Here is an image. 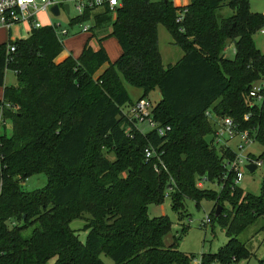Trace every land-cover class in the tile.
<instances>
[{
	"label": "trees",
	"instance_id": "trees-1",
	"mask_svg": "<svg viewBox=\"0 0 264 264\" xmlns=\"http://www.w3.org/2000/svg\"><path fill=\"white\" fill-rule=\"evenodd\" d=\"M121 1L108 35L121 49L114 62L102 46L91 47L92 36L78 58L57 63L64 45L49 26L0 44L2 100L18 108L5 113L12 135L0 136V264H104L102 254L115 264H191L196 256L180 251L179 239L171 246L164 242L172 222L151 218L148 209L163 202L172 188V208L180 212L186 200L198 205L204 199L197 180L221 183L224 160L232 155L206 142L214 127L205 113H224L244 129L258 128L264 147V103L253 107L249 96L254 83L264 80V54L254 40L264 28V14L252 12L250 0H191L178 23L182 9L172 0ZM223 8L231 14L222 16ZM109 12L96 15V23ZM159 26L184 54L167 68ZM10 45L16 46L12 55ZM231 45L233 59L225 55ZM8 70L16 74V86H5ZM126 85L142 90L141 98L159 89L154 119L171 127L166 137L126 136L129 123L121 109L134 104ZM87 92L93 93L90 103ZM247 113L250 123L243 120ZM149 144L163 145L169 174H156L146 162ZM36 174L46 175L47 186L23 191L18 178ZM215 196L209 198L215 201L212 217L229 241L219 252L203 254L202 264L249 259L237 237L255 217L264 216V182L260 196L230 183ZM217 206L223 211L215 218ZM84 214L91 216L84 228L86 243L70 227Z\"/></svg>",
	"mask_w": 264,
	"mask_h": 264
},
{
	"label": "rangeland",
	"instance_id": "rangeland-1",
	"mask_svg": "<svg viewBox=\"0 0 264 264\" xmlns=\"http://www.w3.org/2000/svg\"><path fill=\"white\" fill-rule=\"evenodd\" d=\"M250 6L252 12L254 13H264V0H250ZM222 16H228L231 11L228 8H223L221 11ZM74 15V12L72 16ZM65 16H61L57 19L51 18L46 14H42L38 17L41 25L43 27L50 26V20L55 24H61V29H69L72 33H78L80 31L79 27H75L73 30L70 28L68 23L69 19ZM116 19V13L109 12L105 15H101L98 19L97 27L91 30L93 41L91 42L94 50H97L100 46L104 48L111 62L116 61L120 54L121 49L114 37H108L112 32V25ZM88 25L94 27V22H89ZM160 41L159 46L163 56V65L165 68L170 66L171 62H176L179 54H183V51L173 43V40L167 31V29L161 26ZM72 30V31H71ZM31 31L30 24H23L14 27L11 31L1 29L0 30V44L6 43L11 39L12 41L20 40L26 38ZM107 37V38H105ZM90 38L89 34H82L78 37L67 36L64 37V52L61 56L56 59L57 63L62 62L68 56L77 57L82 53L83 47L86 41ZM105 38L99 42L100 39ZM255 44L257 48L264 54V34L257 33L254 37ZM225 55L229 59H233L232 45L229 46ZM105 69V68H103ZM103 69L98 73L100 74ZM96 75V76H97ZM5 83L8 87L16 86L17 78L16 74L8 70L6 72ZM127 91L133 101L142 97L143 92L140 89L133 88L126 85ZM91 92L85 94V101L90 103L92 101ZM96 95V94H95ZM154 105H157L161 96L158 92L150 94L146 97ZM141 99V98H140ZM15 111H10L11 114L16 113ZM6 135L10 137L12 135V123L10 120L6 124L0 125V136ZM235 143V142H234ZM232 143V145L234 144ZM106 157L114 161L115 156L104 150ZM249 152L254 154L256 157H264V147L260 143H256L249 149ZM264 161V158H263ZM19 185L25 192H33L37 190H42L48 184V180L45 174H36L28 177L26 179L19 177ZM264 182V165L257 169L254 173L245 172L244 179L240 183L241 189L244 190L246 194L253 196H260L262 194V186ZM204 189H200V196L204 199L200 200L197 205L196 202L192 200L185 201V207L181 209L180 212H176L172 208V201L169 197H166L163 202L158 204L149 205L148 213L151 218L167 217L172 222L171 232L165 236L164 242L167 246L174 244L176 239L178 240V249L187 254H194L196 259L192 261L191 264H200L201 257L203 254H215L224 247L228 241L226 230L221 227V225L213 219L212 212L215 207L216 194L220 193L222 186L215 184H206ZM209 190L211 192H209ZM217 192L213 194V192ZM213 198V199H209ZM243 199L239 203H242ZM229 211L235 212L231 206L226 205ZM207 216H211L212 222L204 226V221ZM91 219L89 214H84L82 218L74 220L70 227L77 233L80 240L83 243L87 242L88 232L84 230L85 225ZM185 228L184 235L182 230ZM30 232H26L28 236ZM183 235V236H182ZM182 237V238H181ZM181 238V239H180ZM240 244L245 245L249 250L251 257L249 259L241 258L237 262H231L230 264H260V260H264V216L255 217L254 223L251 224L245 231H243L238 237ZM101 260L104 264H115L110 256L106 254L101 255ZM54 261L49 264H53ZM212 264H222L219 261H215Z\"/></svg>",
	"mask_w": 264,
	"mask_h": 264
},
{
	"label": "built area",
	"instance_id": "built-area-1",
	"mask_svg": "<svg viewBox=\"0 0 264 264\" xmlns=\"http://www.w3.org/2000/svg\"><path fill=\"white\" fill-rule=\"evenodd\" d=\"M153 2L159 0H151ZM173 1V0H172ZM174 3V2H173ZM69 6V13L65 6ZM123 5L121 0H116L113 4L111 0H29L24 5L19 3V0H0V29L11 31L14 27L30 24L31 30L41 29L38 17L46 14L51 18H59L65 16L71 17L68 21L70 28L73 30L79 27L78 33H72L69 29H61V24H55L49 21L50 26L57 36L58 40L64 45L63 39L67 36H75L78 34H88L92 30L89 22H96V15L104 11L116 13L118 8ZM57 6L59 8V15L52 12V8ZM182 10L177 13V22L182 23L187 13V6L182 7ZM74 12V15L72 16ZM71 30V31H72ZM264 34V28L259 31ZM16 52V46L10 45L8 47V55ZM250 100L253 107H261L264 103V80L254 83L249 92ZM17 107L11 103L0 100V125L6 124L8 120L5 118V113L15 111ZM154 105L147 98H141L132 105L125 106L121 109V116L125 119L129 126L125 133L129 139H134L137 134L147 135L148 133H155L159 137H166L171 131L170 126H163L154 119ZM206 118L212 123L214 127V134L212 142L220 150L230 152L232 158L225 159L224 173L221 183L217 185L222 186L221 189L230 183L232 188L240 187V183L244 179L245 172H250L247 169L248 165H254L256 170L264 165L263 159L256 157L249 152V149L258 143L257 137L259 133L258 128H242L239 122H236L232 117L222 113L216 114L213 110H208L205 113ZM252 118L251 113L244 115V122L250 123ZM235 142V143H234ZM232 143H234L232 145ZM165 150L163 145L149 144L144 148V156L147 163H151L156 174H169V168L165 162ZM255 170V171H256ZM211 184L207 180H197L196 186L198 189H204V185ZM220 189V190H221ZM172 188L167 192V197L170 196ZM212 222L211 216H207L204 221V226ZM202 264V258L200 261Z\"/></svg>",
	"mask_w": 264,
	"mask_h": 264
},
{
	"label": "crops",
	"instance_id": "crops-1",
	"mask_svg": "<svg viewBox=\"0 0 264 264\" xmlns=\"http://www.w3.org/2000/svg\"><path fill=\"white\" fill-rule=\"evenodd\" d=\"M173 2H174V5L176 6V7H178V8H182V7H185V6H188V5H190V3H191V0H173ZM252 10V9H251ZM101 13H103V12H101ZM100 14V13H99ZM264 14V13H263ZM96 23V22H95ZM93 28V27H92ZM161 26H159V29H158V33H159V41H160V32H161ZM1 30V29H0ZM89 35H90V37H92L93 35H91L92 34V32H90V33H88ZM170 34V33H169ZM79 35H82V34H78V35H75V36H73V37H78ZM170 36H171V34H170ZM27 38V37H26ZM171 38H172V40H173V37L171 36ZM89 39V38H88ZM93 41V39L91 40V42ZM91 42H90V45H91V47H92V44H91ZM173 43H174V40H173ZM84 48V47H83ZM93 48V47H92ZM100 48V47H99ZM98 48V49H99ZM159 48H160V46H159ZM97 49V50H98ZM232 51H233V55L235 56V48H234V46L232 45ZM160 52H161V50H160ZM81 55V54H80ZM80 55H78L77 57H74V58H78ZM161 56H162V53H161ZM183 56H184V54H179V56H178V58L177 59H179V60H176V62H171V64H169L170 66H173V65H176L182 58H183ZM69 57V56H68ZM66 59V58H65ZM64 59V60H65ZM162 61H163V56H162ZM164 64V63H163ZM104 70V69H103ZM102 73V72H101ZM5 86H7L6 85V83H5ZM8 87V86H7ZM155 92H158V94L161 96V94H160V91H159V89H156V90H154L153 92H151L150 94H152V93H155ZM3 93H4V88H0V100H2L3 99ZM150 94L148 95V96H150ZM143 96V95H142ZM141 98V97H140ZM139 98V99H140ZM139 99H137V100H139ZM137 100H135L134 102H136Z\"/></svg>",
	"mask_w": 264,
	"mask_h": 264
},
{
	"label": "water",
	"instance_id": "water-1",
	"mask_svg": "<svg viewBox=\"0 0 264 264\" xmlns=\"http://www.w3.org/2000/svg\"><path fill=\"white\" fill-rule=\"evenodd\" d=\"M65 8H66L67 12L69 13V6L66 5ZM52 12L55 15H59V8L57 6L53 7L52 8ZM205 140H206V142L208 144H210L212 142V140H213V136L212 135L207 136L205 138ZM247 169L250 171V173H254L255 170H256V167L254 165H248ZM222 211H223V207L222 206H217L216 211H215V218H218L221 215Z\"/></svg>",
	"mask_w": 264,
	"mask_h": 264
},
{
	"label": "clouds",
	"instance_id": "clouds-1",
	"mask_svg": "<svg viewBox=\"0 0 264 264\" xmlns=\"http://www.w3.org/2000/svg\"><path fill=\"white\" fill-rule=\"evenodd\" d=\"M26 2H29V0H19V3H20L21 5H24ZM111 2H112L113 4H115V3H116V0H111Z\"/></svg>",
	"mask_w": 264,
	"mask_h": 264
}]
</instances>
